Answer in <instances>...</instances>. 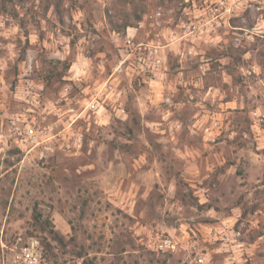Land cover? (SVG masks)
Returning <instances> with one entry per match:
<instances>
[{
    "label": "rangeland",
    "instance_id": "374dc122",
    "mask_svg": "<svg viewBox=\"0 0 264 264\" xmlns=\"http://www.w3.org/2000/svg\"><path fill=\"white\" fill-rule=\"evenodd\" d=\"M32 244L264 264V0H0V264Z\"/></svg>",
    "mask_w": 264,
    "mask_h": 264
},
{
    "label": "built area",
    "instance_id": "2783aa9c",
    "mask_svg": "<svg viewBox=\"0 0 264 264\" xmlns=\"http://www.w3.org/2000/svg\"><path fill=\"white\" fill-rule=\"evenodd\" d=\"M196 28V26H194ZM127 41L130 44H134L133 39L129 38ZM154 245L163 251L174 249L176 247L175 241L168 236L157 235L154 238ZM18 249V246H17ZM18 263L19 264H47L46 258L42 255L41 251L35 247L34 244L29 247L21 248V251L18 252Z\"/></svg>",
    "mask_w": 264,
    "mask_h": 264
},
{
    "label": "trees",
    "instance_id": "16d2710c",
    "mask_svg": "<svg viewBox=\"0 0 264 264\" xmlns=\"http://www.w3.org/2000/svg\"><path fill=\"white\" fill-rule=\"evenodd\" d=\"M70 64H71V63H69V64L67 65L68 68L70 67ZM46 250L48 251V249H46Z\"/></svg>",
    "mask_w": 264,
    "mask_h": 264
},
{
    "label": "water",
    "instance_id": "95a60500",
    "mask_svg": "<svg viewBox=\"0 0 264 264\" xmlns=\"http://www.w3.org/2000/svg\"><path fill=\"white\" fill-rule=\"evenodd\" d=\"M91 264H94V263H91Z\"/></svg>",
    "mask_w": 264,
    "mask_h": 264
}]
</instances>
